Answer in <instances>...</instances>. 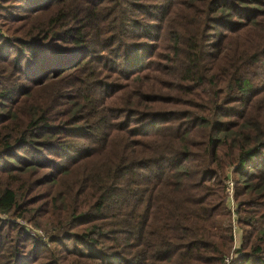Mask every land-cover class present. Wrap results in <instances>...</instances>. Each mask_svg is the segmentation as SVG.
<instances>
[{"label": "trees", "instance_id": "trees-1", "mask_svg": "<svg viewBox=\"0 0 264 264\" xmlns=\"http://www.w3.org/2000/svg\"><path fill=\"white\" fill-rule=\"evenodd\" d=\"M227 171L264 264V0H0V264H226Z\"/></svg>", "mask_w": 264, "mask_h": 264}, {"label": "built area", "instance_id": "built-area-1", "mask_svg": "<svg viewBox=\"0 0 264 264\" xmlns=\"http://www.w3.org/2000/svg\"><path fill=\"white\" fill-rule=\"evenodd\" d=\"M231 174V171L229 172ZM230 174L227 175V180L225 182V188H226V195L227 199L229 200V206H230V213H231V222H232V233H233V239L235 237L236 232L239 231L237 226V214L236 211V205L234 202V183L232 178L230 177ZM228 202V201H227ZM0 218L4 221H9L10 219L7 218L5 215H1ZM15 223L22 226L26 230V232L29 234L30 237L39 239V240H46V234L41 229L35 228L30 226L29 224L24 223L22 220H14ZM233 259V256H230L225 262L226 264L229 263Z\"/></svg>", "mask_w": 264, "mask_h": 264}, {"label": "rangeland", "instance_id": "rangeland-1", "mask_svg": "<svg viewBox=\"0 0 264 264\" xmlns=\"http://www.w3.org/2000/svg\"><path fill=\"white\" fill-rule=\"evenodd\" d=\"M230 171H227V175H229L230 173H229ZM230 177L232 178V180H233V183H234V177H233V174L231 173L230 174ZM233 194H234V190H233ZM227 208L229 209L230 208V206H229V200L227 199ZM230 210V209H229ZM7 218L8 219H10V217H8L7 216ZM15 220H22V219H15ZM24 223H26V224H29V223H27L25 220H22ZM17 224V223H16ZM30 226H32L31 224H29ZM20 226V225H19ZM238 226V225H237ZM20 227H22V226H20ZM33 227V226H32ZM238 229H239V226H238ZM43 232H45V234H46V230H44V229H41ZM47 236V235H46ZM240 244H241V231H240V229H239V231L238 232H236V234H235V237H234V243H233V249H232V253H231V256H233V258L235 257V255H234V251H236V250H238L239 248H240ZM230 262V261H229Z\"/></svg>", "mask_w": 264, "mask_h": 264}]
</instances>
